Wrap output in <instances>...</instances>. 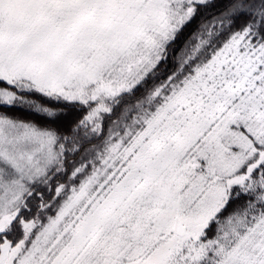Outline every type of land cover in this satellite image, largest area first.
Listing matches in <instances>:
<instances>
[{"label": "snow or ice", "instance_id": "obj_1", "mask_svg": "<svg viewBox=\"0 0 264 264\" xmlns=\"http://www.w3.org/2000/svg\"><path fill=\"white\" fill-rule=\"evenodd\" d=\"M0 264H264V0H0Z\"/></svg>", "mask_w": 264, "mask_h": 264}]
</instances>
